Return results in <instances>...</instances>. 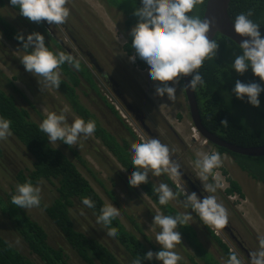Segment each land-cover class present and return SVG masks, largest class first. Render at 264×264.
Wrapping results in <instances>:
<instances>
[{
	"label": "trees",
	"instance_id": "trees-1",
	"mask_svg": "<svg viewBox=\"0 0 264 264\" xmlns=\"http://www.w3.org/2000/svg\"><path fill=\"white\" fill-rule=\"evenodd\" d=\"M99 1L105 5L107 12L117 23L120 33L126 38V42L122 47L123 51L128 56L133 55L134 49L131 48L129 31L137 22V17L133 15V10L140 6V0ZM206 3L207 0H202V3L197 5L188 15H194L202 19ZM0 6H8L18 13V8L12 7L9 0H0ZM248 11L252 12L250 19L260 25L259 31L264 36V0H231L229 14L232 21L237 14ZM7 17L0 15V33L18 51L23 52L22 55L25 54V50L22 49L21 43L15 39V36L17 33H23L26 36L31 32L43 34L46 46L53 52L62 51L72 55L65 51L62 42L53 35L46 21L36 23L29 21L23 16L19 18L8 15ZM214 41L218 44L216 55L210 59H205L199 69L205 85L203 88L197 87L194 90L202 123L208 130L231 143L245 147L264 145V92L258 97L260 100L259 107H253L247 103L246 99L243 101L239 100L231 93V89L237 79L244 83L259 82L262 83V86H264V82H260L259 77L254 76L251 69L243 75H239L234 69H231V64L235 57L241 54L239 45L231 38L217 33ZM0 48L2 49L1 42ZM4 51L5 53H3L9 62L17 67V58L13 54H9L7 48ZM74 59L77 60L75 57ZM77 61L79 62L78 68L67 63L60 66L61 83L58 89H54L78 116L85 121H95L96 130L94 135L102 141L110 153L131 174L135 169L131 164V152L129 151L127 140L119 142L116 136L102 126L93 112L79 100L77 90L81 77L86 78L93 88H96V86L84 62L79 59ZM136 64L142 69L146 68L138 57ZM16 80L17 76L9 78L0 70V116L11 121V138L14 139L16 142L14 144L26 160L25 166L19 167L14 173L10 172L11 178L16 182V185L26 181H31L34 186L44 181L49 184L48 198H46L44 193L41 197L40 208L46 218H49L52 224L58 228L65 243L73 251L80 264H132V261L137 257L143 259L144 253L149 251V247L146 244L147 236L139 227L135 226L136 229L134 231H137L143 240L134 231H129L120 218L117 217L110 226L111 230L119 234L116 239L110 238L115 250L111 247V242L100 239L94 232L89 234L80 227L81 225L78 224L79 221L75 215L77 210L82 207L88 211L90 216L96 218L100 214V209L107 203L83 175L77 163L60 147L48 142L46 134L39 130V121L31 115L25 105L18 102L15 92H20L26 103L32 109H35L34 103L14 83ZM183 86V77H181L180 87L182 88ZM10 89L15 92L10 91ZM182 90L184 92V88ZM100 97L109 106V103L104 100L105 96L100 94ZM109 107L122 120L113 106L110 105ZM35 111L39 116V120L45 118L41 111L38 109H35ZM224 120L227 121V126L222 125L221 121ZM215 147L219 154L229 155L243 172L256 181L255 183H260L264 187V155L251 156L233 152L221 146L215 145ZM72 152L78 159H81L78 150L72 149ZM7 157H9L8 154ZM2 158H5V151L0 146V159ZM81 161L85 166L84 160ZM222 171L228 175L226 168H223ZM228 182L229 186L225 190L227 195L246 197L238 180L228 178ZM15 186L12 187L10 195L0 191V215L7 219L4 222L20 236L24 247L31 254H34L42 264H74L71 255L62 245H54L50 242L49 234L42 223L29 215L25 209L11 204V196L15 193ZM140 186L158 204L157 196L152 192V183L148 181V183ZM83 197L92 199L95 202V208L84 207L81 203ZM157 206L165 215L180 214L170 203L167 206L159 204ZM105 231L107 233L108 229H105ZM178 231L184 240L193 247L204 264H221L212 253L206 251L202 244L199 243L197 233L190 224L178 226ZM211 239L216 242L227 258L229 253L233 252L215 234H212ZM184 240L181 238L180 244ZM122 254H125L129 259L127 263L123 260ZM190 259L194 264H199L194 256H190ZM0 264L37 263L17 246L11 244L0 233ZM142 264L161 263L153 259L152 261H142Z\"/></svg>",
	"mask_w": 264,
	"mask_h": 264
},
{
	"label": "clouds",
	"instance_id": "clouds-1",
	"mask_svg": "<svg viewBox=\"0 0 264 264\" xmlns=\"http://www.w3.org/2000/svg\"><path fill=\"white\" fill-rule=\"evenodd\" d=\"M9 3L12 7L18 8L19 15L36 23L46 21L50 25H61L70 15V10L66 7L67 0H9ZM200 3L202 0H140V6L133 10L137 22L131 27L129 35L134 54L128 59L130 62H136L138 57L144 63L146 67L144 70H148V78L158 82L155 88L157 97L166 95L168 101H174L176 85L184 76H191V79L182 88L195 90L205 85L199 69L205 59L216 55L218 44L207 36L210 29L209 21L188 15ZM251 15V11L242 12L232 21L233 31L247 39L239 42L241 54L235 57L231 69L239 75L251 69L252 74L259 77L260 82H264V36L259 31L260 25L250 19ZM15 39L25 50V54L18 57L24 70L36 77L39 85L43 82L45 89L59 88L61 65L67 63L79 67V62L72 55L50 50L45 44L44 35L40 32H31L26 36L17 33ZM262 92H264L262 83H244L239 79L231 89V93L237 99L242 101L246 99L253 107L260 106L258 97ZM67 111L65 107L59 114L48 112L38 125L39 130L46 134L48 142L56 147L58 141L69 147L77 145L81 137H91L96 130L94 120L85 121L81 117H75L71 124H68L65 115ZM120 117L122 118L121 115ZM221 123L228 125L226 120ZM10 125V120L0 116V140L12 135ZM206 141L209 143L208 140ZM130 152L131 164L135 169L128 180L131 187L148 183L150 176L159 177L161 174H166L169 178H175L179 175L178 166L170 159L169 147L158 139H142L141 143L134 145ZM195 157L193 167L196 177L202 184L203 192L209 195H203L201 198L194 191L188 193L182 190L185 195L183 207L191 211L177 215H165L157 211L151 225L159 229L154 240L160 249L156 252L147 251L143 259L137 257L132 264H142V261L153 259L161 264H179L182 257L174 251L177 244L181 243L178 226L193 223L192 213H195V216L208 228L221 229L225 226L227 210L214 195L218 189L225 188L223 177L215 171L222 167L221 155L215 150L210 152L196 150ZM152 192L157 196L156 200L161 206H167L178 195L166 183L152 185ZM81 203L86 208H95V202L89 197H83ZM11 204L26 211L39 207L40 187L34 186L31 181L18 183L15 186V193L11 196ZM118 215L119 211L113 207V204H105L100 209V214L96 216V223L108 229L106 234L112 239H116L119 235L110 227ZM248 257V264H264V236L258 237L257 249L250 251ZM224 264H243V262L237 253L230 252Z\"/></svg>",
	"mask_w": 264,
	"mask_h": 264
},
{
	"label": "rangeland",
	"instance_id": "rangeland-1",
	"mask_svg": "<svg viewBox=\"0 0 264 264\" xmlns=\"http://www.w3.org/2000/svg\"><path fill=\"white\" fill-rule=\"evenodd\" d=\"M66 7L69 8L70 15L64 24H47L49 25L53 35L57 37V39L61 41L65 47H67L68 52L73 54L76 59L82 60L84 65L89 69L96 88H93L86 78L81 77L77 93L80 102L93 112L102 126L111 131V133L115 135L117 140L120 142H123V137H125V140L127 138L129 139L126 131L121 129L122 124L129 127L130 130L132 129L133 132L135 131L137 135L140 134L139 130L136 128L138 124L134 118L129 116L128 112H132L130 104L127 106L125 103L124 105L116 100L120 108L124 110L122 113L125 118L129 120L130 123H128L124 118L121 120L114 113L109 111L101 101L100 92L103 78L100 76V72L94 68L93 65L95 64L92 60L97 58L101 61L102 58V63L104 64L105 61L103 58H106V56L111 57L113 60L116 57L118 60L123 61L125 66L131 70L130 72L134 75L136 80L144 86L145 90L150 95L148 96L150 98L152 96L154 103L158 105V108L161 109V111L165 114L166 119L171 123L169 121L168 122L177 130L178 133H180V136L184 139L185 143L188 144L186 147L182 145L183 147L181 146L180 149L175 146L177 152L182 158L184 157L185 160H188L189 162L192 161L193 164L196 158V150L209 152L215 150L218 152L217 149L207 141L204 143L206 139H204L201 135V139L197 140L192 137L193 134L198 131L191 121V117L186 107L187 101L184 97L183 90L180 87V81L176 85L177 91L174 101H168L166 95L164 97H157L155 95V88L158 86V82L151 81L148 78V70L141 69L137 66L136 62L129 61V56L123 52L122 48L123 44L126 42V38L122 33H120L117 23L111 18V15L107 12L105 5L101 1L67 0ZM0 15L6 18H8V15L21 18V15L8 6H0ZM13 19L18 20L17 18ZM0 42L2 44V49L0 48V70L9 78L17 76V80L14 81V83L18 86L19 90L34 103L35 109H38L46 116L48 112H56L59 114L62 109L67 107L68 111L65 115L68 124H71L75 117H80L72 110L68 103L62 99L54 88L49 87L45 89L43 87V82L39 85L36 77L24 70V67L18 58L22 56L23 52L18 51L15 46H13L1 35V33ZM86 47L91 49L92 53L89 54L85 52V49H87ZM6 48L9 50V52L7 51L9 54H13L17 58V67L13 66L4 54L6 51H4V49ZM97 53L99 55H97ZM109 53L111 55H109ZM94 61L96 62V60ZM40 79L42 81V78ZM169 84L171 85V82H169ZM10 91L13 92L14 90L10 89ZM15 94L18 102L25 105L31 112V115L40 123L42 120H39V116L36 114L35 109H32L28 103H26L20 92H15ZM106 95H110L113 99L115 98L111 90H106ZM106 100L108 101L107 97ZM108 103L111 104L109 101ZM168 104L172 105L169 106ZM121 105L124 106L122 107ZM176 113L180 114V123L174 119V115ZM191 139H195V141L193 142ZM14 143L16 142L13 138H11V136L5 140H0V146L5 151V158L0 159V191L6 192L7 195L11 194L12 187L16 185V182L11 178L10 172H16L19 167L25 166L24 164L26 163V160L23 158ZM57 147L64 150L68 156L77 163L80 171L90 181L103 200L107 204H113V207L119 211L118 218H120L125 227L129 231H134V229H136L135 226L139 227V229H141L147 236V243H145L149 247V250L153 252L158 251L160 246L155 242L154 237L159 229L154 225H151L153 216H150V212L147 209L149 206L148 204L150 203L156 211H159L162 214L163 212L151 202V198L140 185L138 187L129 186L128 180L131 174L123 166H121L120 162L103 146L101 140L93 134L91 137H81L78 140L77 145H73L71 147L58 141ZM129 148L131 150L132 146ZM72 149L79 151L81 159H78V157L73 154ZM7 154L9 157H7ZM220 155L223 164L222 167L215 171H218L223 177L225 188L223 190L218 189L214 195L216 196L217 201L225 207L227 213L232 212V217L235 219L232 220L233 227L238 233H241L244 236V240L248 244L252 245L253 250L255 251L258 246V237L264 236V187L260 183H255L256 181L253 180L247 173L243 172L229 155ZM81 160H84L85 166ZM191 166L193 168V165ZM223 168H226L228 175L222 171ZM228 178H233L240 182L243 187V191L246 194L245 198H241L238 195L230 196L225 193V190L228 188ZM173 179L175 181L169 178L171 182H175V186H180L181 191L184 190L188 193L192 192L189 188L184 186L185 184H183L182 181H179L176 178ZM149 181L152 185L156 186L160 183L168 184L162 176H150ZM38 186L41 189V197L45 193L46 198H48L47 192H49V184H46L44 181L40 182ZM184 191L182 192L184 193ZM169 203L176 208L178 212H186V209L183 207V201L172 200ZM26 212L44 225L52 244L62 245L71 255L74 264H80L73 251L65 243V240L58 228L52 224V221L49 218H46L40 206L28 209ZM81 212H83V214H81ZM75 215L79 221L78 224L81 225L80 227L85 232H88L89 234L94 232V234L98 235L100 239L106 240L109 243L111 242V247L115 250L114 244L107 236L105 229L96 223V218H94V216H90L88 211L82 207L80 210L76 211ZM192 215L194 222L190 225L195 229L199 243L202 244L206 251L212 253L221 264H224L227 257L223 254L221 248L216 244V242L211 239L212 234H215L224 243H226V245L229 246L230 251L232 250L237 253L238 257L242 261L247 262L244 254L239 252V249L231 242L229 237L224 234L222 229L208 228L200 222L199 218L195 216V213H192ZM235 215L240 218L241 222L235 217ZM256 215L260 219V222ZM4 221H7V219L0 215V233L4 235V237L11 244L17 246L37 264H42L34 254H31L28 249L24 247L20 236L17 235L14 230L10 228V226L8 227V224ZM247 228H250L249 232ZM219 231L221 232L218 235ZM256 231L258 232V235ZM134 232L140 237L137 231ZM181 238L184 240L182 235ZM174 251L182 257L179 264H194V262L190 259V256H194L195 260L199 264H204V262L196 254L193 247L185 240L182 241V244H177ZM122 258L126 263L128 262L127 260H129L125 254H122Z\"/></svg>",
	"mask_w": 264,
	"mask_h": 264
},
{
	"label": "flooded vegetation",
	"instance_id": "flooded-vegetation-1",
	"mask_svg": "<svg viewBox=\"0 0 264 264\" xmlns=\"http://www.w3.org/2000/svg\"><path fill=\"white\" fill-rule=\"evenodd\" d=\"M63 47L65 51H68L67 47H65L64 45ZM85 50L84 51L89 54L92 53V50L89 48ZM97 55L99 54L97 53ZM109 55L111 54L109 53ZM103 59L105 61L104 64L106 65L102 63V58H101V61H99L97 58H94V60H96V64L93 65L94 68L98 72H100L99 74L103 78L101 92H100L101 95L106 96V90H109V91L111 90L115 99L118 100L120 103L124 104V102L115 92V90H118L119 93L122 95V97L125 99V101H127V103L131 105L132 112L127 111L129 113V116L134 118V120L138 124V125L136 124L137 125L136 128L140 132V134L138 135L136 134L135 131L133 132L132 129L130 130L129 127H127L126 125L124 126V124H122L123 128L121 127V129H123V131H126V134L129 137V139L127 138L128 140L126 139L127 142L129 143V147L131 146L133 147L134 145L139 144L142 141V139L147 140V139L155 138V139L160 140L161 143L166 144L169 147L170 159L174 161L175 164L178 166L179 175L175 178L178 179L179 181H182V183L185 184L184 186L189 188L190 191L196 192L197 195L200 196L201 198H203V195H209L208 193L203 192L202 184L196 177V172H195L194 167L192 168L191 166L193 165L192 161L189 162L188 160H185L184 157L182 158L177 152V149L175 147L177 146L180 149L182 145L186 147L188 144L185 143L184 139L180 136V133H178L177 130L170 124L171 122L166 119L165 114L161 111L160 108H158V105L154 103L152 96L151 98L149 97L150 95L145 90L144 86L140 82H138V80H136L134 75L130 72L131 70L125 66L123 61L118 60L116 57L113 60L109 56H106V58H103ZM104 100L108 102L106 100V97ZM101 101L103 102L102 104L105 105V107L109 111H111L109 107L111 104L107 103L109 105L107 106L102 99ZM168 105L171 106L172 104H168ZM186 107L191 117V111H190V106L188 102H187ZM174 119L178 123H180V114L176 113L174 115ZM191 121H192V118H191ZM123 138H122V141L125 140V137ZM209 143L215 147L213 143L211 142ZM103 146L107 149V147L104 144ZM161 176L166 180V182L168 183L169 187L173 190V192L178 194L175 200L184 201L185 196H184V193L180 190V186H175L174 185L175 182L174 183L171 182L168 178L169 177L168 175L161 174L160 177ZM170 179L175 181L173 178H170ZM151 202L155 204V206L158 205L152 198H151ZM148 205L149 206L147 207V209L150 212V216H154V214L157 211L153 208V206L150 203ZM187 211H191V210L186 209V212ZM228 217L231 219H229ZM235 217L241 222L240 218L237 215H235ZM232 220H235L232 217V212H228L227 222L225 226L221 229L223 230L224 234L229 237L231 242L239 249V252H242L244 254V257L246 258L247 262L242 261L244 262L243 264H248V259H249L248 253L250 251H254L253 246L248 244L244 240L243 238L244 236L241 233L237 232V230L233 227ZM249 230L250 228L248 229V232ZM256 233L258 235L257 231Z\"/></svg>",
	"mask_w": 264,
	"mask_h": 264
},
{
	"label": "water",
	"instance_id": "water-1",
	"mask_svg": "<svg viewBox=\"0 0 264 264\" xmlns=\"http://www.w3.org/2000/svg\"><path fill=\"white\" fill-rule=\"evenodd\" d=\"M230 2L231 0H207L204 14L201 20H207L210 23V29L207 33V36L210 40H214L217 33H221L231 38L235 43L239 45V42H241L242 39H247V37H241L233 31L232 19L229 15ZM92 62L96 64L94 60H92ZM190 79L191 76H184L183 84L186 85ZM115 92L121 98V100L127 106H129V104L127 103V101H125L119 91L115 90ZM184 93L190 106L193 124L203 138L213 143L214 145L227 148L228 150L233 152L251 156L264 155V145H257L252 147L240 146L231 143L208 130L202 123L194 90L184 88Z\"/></svg>",
	"mask_w": 264,
	"mask_h": 264
},
{
	"label": "bare ground",
	"instance_id": "bare-ground-1",
	"mask_svg": "<svg viewBox=\"0 0 264 264\" xmlns=\"http://www.w3.org/2000/svg\"><path fill=\"white\" fill-rule=\"evenodd\" d=\"M26 90V89H25ZM112 103H114L115 104V106H117V108L119 109V112L121 113V115L123 116V118L125 119V120H127V118H125V116L123 115V113H122V111H124V110H122L121 108H120V106L117 104V102H116V99L114 98V100H112ZM122 106V105H121ZM123 107V106H122ZM196 128V127H195ZM196 132V131H195ZM193 138H195L196 140L197 139H201V136H200V134H199V132H196L195 134H193V136H192ZM195 139H191L193 142L195 141ZM206 142V140L204 141V143ZM256 217H257V219L259 220V222H260V219L258 218V216L256 215Z\"/></svg>",
	"mask_w": 264,
	"mask_h": 264
},
{
	"label": "built area",
	"instance_id": "built-area-1",
	"mask_svg": "<svg viewBox=\"0 0 264 264\" xmlns=\"http://www.w3.org/2000/svg\"><path fill=\"white\" fill-rule=\"evenodd\" d=\"M106 97H107L108 101H109V102L115 107V109L119 112V110H118V108L115 106V104L112 103V100H114V99H113L112 97H110V95H106ZM119 114L121 115L120 112H119ZM121 116H122V115H121ZM122 118H123V116H122ZM126 121H127L128 123H130L128 119H127ZM220 232H221V231L218 232V235L220 234Z\"/></svg>",
	"mask_w": 264,
	"mask_h": 264
}]
</instances>
